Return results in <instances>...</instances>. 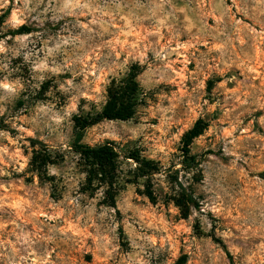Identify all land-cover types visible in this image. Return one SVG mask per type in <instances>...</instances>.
Here are the masks:
<instances>
[{
  "label": "rangeland",
  "instance_id": "rangeland-1",
  "mask_svg": "<svg viewBox=\"0 0 264 264\" xmlns=\"http://www.w3.org/2000/svg\"><path fill=\"white\" fill-rule=\"evenodd\" d=\"M133 64L136 116L81 143L153 161L157 201L120 157L112 208L87 189L74 119ZM263 173L264 0H0V264H264Z\"/></svg>",
  "mask_w": 264,
  "mask_h": 264
},
{
  "label": "trees",
  "instance_id": "trees-1",
  "mask_svg": "<svg viewBox=\"0 0 264 264\" xmlns=\"http://www.w3.org/2000/svg\"><path fill=\"white\" fill-rule=\"evenodd\" d=\"M28 33L29 29L24 26L18 30L20 35ZM142 71L143 67L141 64H133L123 78L112 80L107 88V102L100 112L95 115L89 114L74 119L77 136L71 147L84 162L87 189H103V203L112 208H116L118 192L117 171L120 157L133 160L137 164L136 175L148 179L149 183L144 194L153 203L157 201V197L150 179L158 171V167L153 161L142 158L136 150L126 155L115 142L106 141L102 144L91 146L81 143V137L87 129L103 121H129L134 119L138 107L144 103L145 99V94L138 79ZM206 128L207 124L203 120H199L183 137V152L190 159V163L186 162L187 169H193L199 165L193 157H189V154L193 141ZM261 175L264 178V173ZM181 190L183 192L182 197L176 203L188 207L196 206L193 196L186 193L183 187Z\"/></svg>",
  "mask_w": 264,
  "mask_h": 264
}]
</instances>
